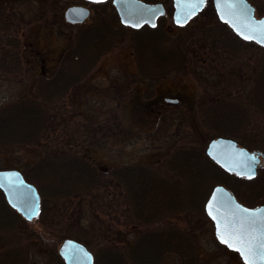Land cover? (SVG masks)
I'll return each instance as SVG.
<instances>
[{
  "label": "trees",
  "instance_id": "trees-1",
  "mask_svg": "<svg viewBox=\"0 0 264 264\" xmlns=\"http://www.w3.org/2000/svg\"><path fill=\"white\" fill-rule=\"evenodd\" d=\"M11 1L0 0V21L9 14ZM167 1V14L155 29L116 27L119 19L115 10L106 15L98 10L105 8L98 7L99 22L75 28L72 45L61 56L55 75L36 79L28 94L0 109V155L10 156L23 147H37L42 152L37 162L26 163L21 169L41 194L37 223L63 240L71 238L84 244L93 253L95 264H165L169 255L177 256L181 264H202L199 242L205 236L217 240L205 203L216 185L225 184V172L199 143L178 144L150 164L99 167L82 152L81 136L74 129L53 124L59 115L56 105L64 106L65 96H73V89L78 92L97 60L121 42L134 50L140 73L138 78L133 75L134 82L190 73L204 89L197 107L199 119L211 131L205 134L207 141L226 134L242 139L241 145L264 158V47L241 40L218 19L210 25L180 27L172 35L166 19L173 6ZM249 1L259 6L260 0ZM4 24L0 76H17L22 69L20 42L9 35L13 24ZM247 81L253 83L248 94L244 92ZM224 117L239 119L235 128H220L217 121ZM238 183L239 188H245L244 197L226 185L245 204L252 206L264 199V163L255 179L238 178ZM84 201L94 211L132 225L137 239L111 243L102 225L87 227L80 218H73V206ZM181 220H186L183 227L179 226ZM32 226L33 222L24 220L7 204L0 191V264H31L36 256L46 257L45 264H65L56 249L49 247L45 231Z\"/></svg>",
  "mask_w": 264,
  "mask_h": 264
},
{
  "label": "rangeland",
  "instance_id": "rangeland-1",
  "mask_svg": "<svg viewBox=\"0 0 264 264\" xmlns=\"http://www.w3.org/2000/svg\"><path fill=\"white\" fill-rule=\"evenodd\" d=\"M143 1L165 5L168 3L167 0ZM258 2L256 15L262 17L264 0ZM75 3L59 0H46L45 4L38 0L10 2L7 8L9 14L4 18L5 21H0V35L6 21L13 24L14 29H10L9 35L19 39L22 69L17 76H0V109L28 94L36 79L42 76L52 78L55 75L61 56L72 45L73 35L79 27L69 25L64 20V12ZM98 10L104 11L106 15L113 13L110 8ZM42 11L45 13L40 14ZM217 19L213 0H209L206 8L189 24L210 25ZM98 22L99 14L95 11L81 28L97 25ZM119 26L117 22L116 27ZM166 27L172 35L180 31L174 24L173 11L167 15ZM95 64L88 77L82 80L78 92L77 89H73L71 90L73 96H65L63 101L65 108L61 104L56 105L54 110H57L59 115L53 118L55 120L53 124L56 126H70L81 136L82 152L93 164L109 168L129 164H150L161 159L181 143L195 142L204 145L206 149L210 141H207L205 134L211 131L199 119L197 107L204 89L193 75L177 72L163 80H150L144 77L146 83H136L133 81L135 79L133 75L136 74L135 77L138 78L139 69L136 67L133 47L125 41L118 44L113 51L103 54ZM252 87L253 83L247 81L244 92L248 94ZM210 92L214 93L212 90ZM164 97H177L180 103L176 105L166 103ZM220 112L223 113V110ZM236 121L237 119L224 117L217 123L220 128L231 126L235 128ZM215 136L232 138L226 134ZM92 140L95 142L93 145ZM234 140L244 143L240 141L242 139ZM41 157L42 152L39 148L23 147L10 156L0 155V170L21 171L24 164H34ZM226 174L223 177L225 184L220 185L227 188L229 187L226 184L231 185L244 197L245 188H239L238 177ZM239 201L249 206L242 199ZM258 205H264V199L252 206ZM72 214L73 218H80L87 227L102 225L101 230L102 232L108 230L111 243H133L138 237V232L132 225L125 226L121 220L94 211L87 201L80 205L75 204ZM185 221H178L179 226H185ZM31 222L32 227L38 230L37 227L40 226L38 221L35 219ZM40 228L49 239V247L55 248L58 252L64 240L54 231L46 227ZM199 245L202 264H230L229 261L231 264H244L238 253L229 250L217 240L214 241L210 236L203 237ZM33 258L35 260H32L31 264H45L46 257ZM165 264L181 263L177 256L169 255L165 259Z\"/></svg>",
  "mask_w": 264,
  "mask_h": 264
},
{
  "label": "water",
  "instance_id": "water-1",
  "mask_svg": "<svg viewBox=\"0 0 264 264\" xmlns=\"http://www.w3.org/2000/svg\"><path fill=\"white\" fill-rule=\"evenodd\" d=\"M86 1L101 3L106 0ZM172 3L174 8V24L179 27H184L205 9L208 0H205V3L201 4L195 9L194 13L191 14H189L188 11L191 5L185 6L181 3L178 6V0H172ZM213 5L219 21L230 27L233 33L241 40L254 42L264 47V44L259 43L256 39L249 40L242 37L233 27L232 23L228 22L232 20L241 28H244L245 19L250 21L254 18L257 25L264 22V16L257 17L256 8L249 0H243V3H241L237 9L229 8L227 4L224 3V0H222L219 8L217 7V0H213ZM113 6L121 24L133 29H140L144 26H148L152 29L156 28L159 19L166 14L165 6L162 3H148L143 0H113ZM222 13L224 18H222ZM89 15L90 10L88 8L71 6L66 9L64 16L68 23L81 24L85 22ZM178 19L182 22L178 23ZM244 30L247 31L246 28ZM205 152L214 164L230 175H235L246 180H253L257 177L262 155L259 152L250 151L248 148L239 145V143L232 138L217 137L210 140ZM253 156H255V160L252 159ZM252 172L255 174L251 175ZM0 174H11L0 177L3 179V186H0V191L4 194L7 204L26 221L31 222L37 219L41 213L42 199L36 185L27 181L23 173L17 169L0 170ZM210 203L212 205V214L209 213ZM236 205H242L244 208L264 210V205L257 207L244 205L226 186L216 185L205 203V212L214 224L217 240L230 250L238 252L244 264H247L241 252L231 247L229 244H225L220 239L217 229V220L213 219V215L221 221L227 222H231L234 216L238 218L240 214ZM33 209H35L38 214L29 218ZM69 242H71V244H69ZM66 248L69 249L68 252H66ZM72 248H79L81 251L77 256L72 257ZM58 252L65 264H95L93 253L84 244L71 238L65 239L62 242Z\"/></svg>",
  "mask_w": 264,
  "mask_h": 264
},
{
  "label": "snow or ice",
  "instance_id": "snow-or-ice-1",
  "mask_svg": "<svg viewBox=\"0 0 264 264\" xmlns=\"http://www.w3.org/2000/svg\"><path fill=\"white\" fill-rule=\"evenodd\" d=\"M221 2L222 0H217L218 8L221 6ZM181 3L185 6L191 5L188 10L189 14H191L201 4L205 3V0H178V6ZM224 3L231 9H237L243 3V0H224ZM222 18H224L223 13ZM177 22L180 23L182 21L178 19ZM228 22L232 23L242 37L249 40L256 39L259 43L264 44V22L257 25L254 18L250 21L245 19L244 28L238 27L232 20ZM245 28L247 31L244 30ZM252 159L255 160V156ZM254 174V172L251 173V175ZM4 175L11 174H0V177ZM0 186H3L2 178H0ZM236 208L239 210L240 215L238 218L234 216L231 222L221 221L213 215V219L217 220L220 239L225 244H229L241 252L247 264H264V210L244 208L242 205H236ZM209 213L212 214L211 203L209 204ZM37 214L36 210L33 209L29 218ZM68 251L69 249L66 248V252ZM80 251L81 249L79 248H72L71 256H77Z\"/></svg>",
  "mask_w": 264,
  "mask_h": 264
},
{
  "label": "flooded vegetation",
  "instance_id": "flooded-vegetation-1",
  "mask_svg": "<svg viewBox=\"0 0 264 264\" xmlns=\"http://www.w3.org/2000/svg\"><path fill=\"white\" fill-rule=\"evenodd\" d=\"M59 1H73V2H76L75 4H73L72 6H81V7H85V8H88L90 10V15L89 17L85 20V22L81 23V24H70V23H67L66 20H65V16H64V20L67 24L69 25H75V26H83L86 21L91 17V15L93 14V12L96 11V9L98 7H104L105 9H114V6H113V0H106L105 2H101V3H96V2H89V1H86V0H59ZM159 3V2H157ZM163 5L165 6V4L163 3ZM71 7V6H70ZM166 8V6H165ZM115 10V9H114ZM166 11H167V8H166ZM45 13V12H44ZM64 15H65V12H64ZM119 19V18H118ZM121 26H124L121 24L120 20L118 22ZM159 24V22H158ZM158 26V25H157ZM124 27H128V26H124ZM130 28V27H129ZM133 29V28H131ZM136 67L138 68L137 64H136ZM136 75V74H134ZM151 93V91H150ZM166 103H172L174 105L176 104H179L180 103V100L176 97H164L163 99ZM263 165V164H262ZM260 165L259 168L262 166ZM259 168H258V172H259ZM258 175V174H257Z\"/></svg>",
  "mask_w": 264,
  "mask_h": 264
}]
</instances>
